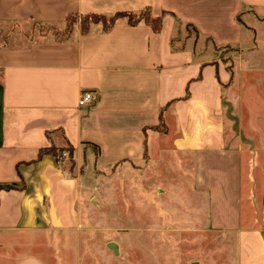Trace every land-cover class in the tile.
<instances>
[{
  "label": "crops",
  "instance_id": "crops-1",
  "mask_svg": "<svg viewBox=\"0 0 264 264\" xmlns=\"http://www.w3.org/2000/svg\"><path fill=\"white\" fill-rule=\"evenodd\" d=\"M145 9L163 15L159 32L127 16L62 38L36 27ZM261 28L264 0H0V264L79 254L90 174L146 160L236 235L233 264H264V78H238L264 74L248 60ZM221 47L241 51L236 68ZM85 91L94 100L80 105ZM239 105L258 108V139L230 112ZM52 143L74 146L73 171L37 160Z\"/></svg>",
  "mask_w": 264,
  "mask_h": 264
},
{
  "label": "rangeland",
  "instance_id": "rangeland-1",
  "mask_svg": "<svg viewBox=\"0 0 264 264\" xmlns=\"http://www.w3.org/2000/svg\"><path fill=\"white\" fill-rule=\"evenodd\" d=\"M115 19L71 17L62 27H36L42 33L62 38L77 23L90 28L95 22L109 25ZM260 42L259 52L251 53L248 60L264 69V28L260 29ZM240 52L221 47L216 55L228 68H236L243 59ZM259 76L263 80L264 74L255 73L238 78L256 84ZM252 92L256 102L258 90ZM251 108L242 111L239 105L230 112H239L250 138L258 139L257 130L262 123L257 121L258 108L252 113ZM239 127L236 120L235 130ZM173 165V173H183L178 164ZM163 172L159 165L149 166L147 160L132 165L122 163L108 171L95 168L89 177L90 189L83 197L81 249L79 254L63 251L64 264H233L236 235L210 227L205 204L195 203L183 183H170ZM43 252L53 260L52 252Z\"/></svg>",
  "mask_w": 264,
  "mask_h": 264
},
{
  "label": "trees",
  "instance_id": "trees-1",
  "mask_svg": "<svg viewBox=\"0 0 264 264\" xmlns=\"http://www.w3.org/2000/svg\"><path fill=\"white\" fill-rule=\"evenodd\" d=\"M71 16H69L68 19H70ZM88 16H90V17L91 16L92 17L97 16V17H99V19L106 18V16H104V15H97V14L88 15ZM121 16H127L130 23L134 24V25L138 24L140 22V20L144 19L157 32H159L161 29V24H162V19H163V15L155 17V18L152 17V15L148 9H145L144 11H142L139 14H136L133 12H121V13L114 15V17H116V18L121 17ZM74 17H76V16H74ZM114 22H115V20L111 24L105 25V28H107V29L110 28L114 24ZM82 29L84 32H86V31H88L89 28L86 27L84 24H82ZM227 48L232 49L231 47H227ZM229 69H231V68H229ZM74 152H75V148L70 143H68L64 147H58L52 143L50 146L41 148L37 160L41 159L45 155H51L54 158H56V160L61 165H63L65 168H68L70 171H73L74 166H75Z\"/></svg>",
  "mask_w": 264,
  "mask_h": 264
},
{
  "label": "built area",
  "instance_id": "built-area-1",
  "mask_svg": "<svg viewBox=\"0 0 264 264\" xmlns=\"http://www.w3.org/2000/svg\"><path fill=\"white\" fill-rule=\"evenodd\" d=\"M94 97H95V93L93 91H85L82 93L79 99V104L85 105L87 103H90L91 101L94 100Z\"/></svg>",
  "mask_w": 264,
  "mask_h": 264
},
{
  "label": "water",
  "instance_id": "water-1",
  "mask_svg": "<svg viewBox=\"0 0 264 264\" xmlns=\"http://www.w3.org/2000/svg\"><path fill=\"white\" fill-rule=\"evenodd\" d=\"M109 245H110V247H112L113 243L111 242V243H109ZM115 251L118 252L117 249H115Z\"/></svg>",
  "mask_w": 264,
  "mask_h": 264
}]
</instances>
